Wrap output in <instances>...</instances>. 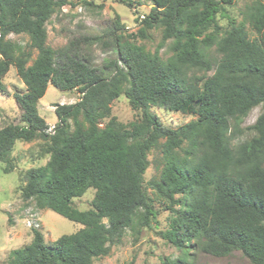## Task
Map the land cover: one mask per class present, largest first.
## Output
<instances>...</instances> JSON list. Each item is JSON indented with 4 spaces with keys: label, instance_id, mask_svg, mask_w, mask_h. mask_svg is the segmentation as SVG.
I'll use <instances>...</instances> for the list:
<instances>
[{
    "label": "trees",
    "instance_id": "1",
    "mask_svg": "<svg viewBox=\"0 0 264 264\" xmlns=\"http://www.w3.org/2000/svg\"><path fill=\"white\" fill-rule=\"evenodd\" d=\"M69 1L0 0V91L7 92L2 79L10 65L25 87L14 95L19 122L0 128L2 170L14 169L16 140L39 139L38 157L47 160L23 171L21 197L82 225L51 243L33 229L30 242L10 250L9 263L93 264L137 216L147 226L157 211L144 173L148 152L160 145L162 167L149 186L170 214L161 237L215 256L240 250L253 264H264V2L244 8L243 21L256 34L250 38L243 21L228 18L225 30L217 21L234 0H149L140 32L161 26V41L172 39V55L163 60L161 44L148 52L113 32L117 57L96 68L79 47L99 36L70 40L57 50L46 44V22ZM119 1L132 6V0ZM10 33L27 34V48L6 38ZM213 45L219 54L214 65L207 51ZM49 83L80 93L73 103L54 104L57 121L50 132L37 111ZM121 93L141 110L140 118L125 124L111 114ZM260 104L255 135L232 148L229 120L238 125ZM149 106L196 117L170 128L153 118ZM88 188L94 190L91 206L81 210L73 198ZM162 264L177 263L166 258Z\"/></svg>",
    "mask_w": 264,
    "mask_h": 264
},
{
    "label": "rangeland",
    "instance_id": "2",
    "mask_svg": "<svg viewBox=\"0 0 264 264\" xmlns=\"http://www.w3.org/2000/svg\"><path fill=\"white\" fill-rule=\"evenodd\" d=\"M252 1L254 0H234L232 4L226 5V15L217 16L221 29L228 28V18L237 22L243 21L244 8ZM151 6L149 0H132V6H126L119 0H70L69 3L56 9L46 22V44L57 50L66 46L70 40L83 36H99L98 40L82 42L79 48L91 66L102 68L104 62L117 57L114 46H110V43L113 42L114 34H121L125 40L142 46L148 52H154L161 44L158 54L161 59L166 60L172 55V39L161 41L162 27L154 26L140 32L143 28L142 18L149 13ZM116 21L119 26H115ZM243 22L249 37H255L256 34L248 23ZM6 38L17 43L21 48L26 49L28 46L29 38L25 33H10ZM207 51L214 65L219 57L215 46H211ZM35 54L36 51L33 50L32 57ZM196 74L200 73L196 72ZM2 81L7 92L0 91V128L10 122H19L21 110L14 95L21 94L25 90L14 65H10ZM79 96L77 89L60 90L49 83L45 93L37 102L38 114L51 126L57 121L54 104L73 103L79 99ZM262 111L263 107L260 104L250 109L238 125H234L233 120H229L228 139L232 148H236L238 144L255 135L252 125ZM149 112L161 125L170 128H177L196 117L195 114L170 111L158 106H149ZM141 113V110L130 107L122 93L111 102V114L122 123L126 124L140 118ZM40 142L39 139L31 142L16 140L12 150L14 169L4 172L2 170L4 164L0 163V264H10V250L30 242L33 229L39 230L45 242L51 243L59 236L75 232L82 226L48 208L36 207L32 199H22L20 188L23 184L21 182L23 171L31 166L42 165L47 160V157L37 158ZM148 160L149 166L144 173V187L153 199L157 214L150 218L145 227H141L135 221L137 216L132 226L125 229L120 241L110 247L109 254L96 258L93 264H162L166 258L177 264L179 262L253 264L240 250L215 256L196 249L177 248L163 239L159 232L168 228L170 214L164 209V203L154 197L153 190L149 186V180L158 178L162 167L160 145L148 152ZM93 194V188H88L81 196L73 198V205L81 210L89 208ZM34 224L37 226L35 227Z\"/></svg>",
    "mask_w": 264,
    "mask_h": 264
},
{
    "label": "clouds",
    "instance_id": "3",
    "mask_svg": "<svg viewBox=\"0 0 264 264\" xmlns=\"http://www.w3.org/2000/svg\"><path fill=\"white\" fill-rule=\"evenodd\" d=\"M53 125H54V124H52V125L50 126V128H49V130H48L49 132H50V131H51V129L53 128Z\"/></svg>",
    "mask_w": 264,
    "mask_h": 264
},
{
    "label": "crops",
    "instance_id": "4",
    "mask_svg": "<svg viewBox=\"0 0 264 264\" xmlns=\"http://www.w3.org/2000/svg\"><path fill=\"white\" fill-rule=\"evenodd\" d=\"M47 124H48V122H47ZM11 154H13V151H12V153H11ZM37 158H39V159H43V158H40V157H38V156H37ZM42 164H44V163H42Z\"/></svg>",
    "mask_w": 264,
    "mask_h": 264
},
{
    "label": "built area",
    "instance_id": "5",
    "mask_svg": "<svg viewBox=\"0 0 264 264\" xmlns=\"http://www.w3.org/2000/svg\"><path fill=\"white\" fill-rule=\"evenodd\" d=\"M32 220H33V218H32ZM34 226L36 227L37 225H36V224H34Z\"/></svg>",
    "mask_w": 264,
    "mask_h": 264
}]
</instances>
